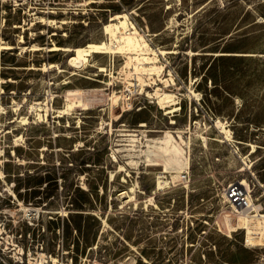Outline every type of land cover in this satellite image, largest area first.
Returning a JSON list of instances; mask_svg holds the SVG:
<instances>
[{
    "label": "rangeland",
    "instance_id": "obj_1",
    "mask_svg": "<svg viewBox=\"0 0 264 264\" xmlns=\"http://www.w3.org/2000/svg\"><path fill=\"white\" fill-rule=\"evenodd\" d=\"M127 15L154 50L182 41L160 77L52 51L103 45ZM0 48V264H264L223 196L245 180L264 207V0H0ZM167 132L190 182L158 189L165 159L143 151Z\"/></svg>",
    "mask_w": 264,
    "mask_h": 264
},
{
    "label": "bare ground",
    "instance_id": "obj_2",
    "mask_svg": "<svg viewBox=\"0 0 264 264\" xmlns=\"http://www.w3.org/2000/svg\"><path fill=\"white\" fill-rule=\"evenodd\" d=\"M148 32H149V34L142 35L140 33V31L138 30V28L132 22L129 21V16L127 15L124 18H119L116 21L111 22L104 27L103 33L106 37V39H105L106 43H104L103 45L79 46L75 49H72L71 47H63V48L61 47L60 48V47L54 46L52 51H63L66 53H68L70 51L74 52L75 57H72V59H70L69 64L71 66L76 67V68L83 67L82 57L85 56L86 54H90L93 56L94 55H105L107 58H109V62H111L113 60V58H115V55L118 53H124L126 55L131 54L134 57L135 67L137 68V70L140 69L141 71H143L149 75H157L160 77V73L163 70L164 65L160 62L159 56H165L166 57L167 55L177 54V51L175 50V48L178 47V44L181 43L182 41H179V40L176 41L175 40L174 43L170 44L171 46L174 47V50L173 49L166 50L163 48L164 46L163 47L159 46L156 50H154L151 48V44H150V41H152L153 39H150L147 37L148 36H157V35H152L150 30H148ZM34 48L38 49L36 47H34ZM224 54L225 55H235V56H239V57L240 56H247V54H243V53H221V55H224ZM189 55L198 56L199 53L189 52ZM193 82H194V80L191 79V87L189 90L190 91L189 96H196L197 97V94L192 89ZM139 91H140V89H139ZM131 93H133V90H131ZM128 97H129V95H126V99H128ZM113 104L115 105L114 99H113ZM32 107L35 108L34 105H32ZM74 107L75 106L73 105V103H70V102L66 103L64 109L59 111L58 116L61 117L62 114H67V113L69 114V112L71 110H73ZM23 119H25V118L23 117ZM23 123H26V122L24 121ZM214 127L216 129H218L221 134H225L226 142H225V140L223 142L227 143V141H228V142H231L234 144V142L236 140L234 141V139L231 135L232 131L228 130L227 127L225 126V124L220 119H217L215 121ZM128 135H130V134H128ZM123 136H124V134H123ZM182 141H184V140H182ZM216 141H218V143L220 142L219 140H215L214 142H216ZM204 142L206 143V141H204ZM242 143H243V141H241L240 144H242ZM244 145H246V144H244ZM248 145L253 148L252 149L253 152L256 151L255 145H252V144H248ZM143 152L145 153L146 158L149 162L151 161V157L153 155L161 156L165 159V170L164 171L161 170L162 172H160L156 176V179H157L156 181H157L158 187H159V188L157 187L158 189H163V188H165L166 185L168 186V181L165 180V179H167L166 174L171 173L169 175H172V178H177L180 176L182 169L184 167H186L189 163V161H188L189 158L185 159L184 150L181 148V145L177 142V139L175 138V136H173L169 132L166 133L164 139L159 141V145L155 144L153 146H149V148ZM116 162H118V161H116ZM132 162H135V161H132ZM243 164H245V162ZM153 165L155 166L156 164L154 163ZM119 171L125 172L127 170L121 165ZM127 176L129 177L130 174H127ZM110 177H111V175H110ZM123 181L127 182V179L124 178ZM242 183L247 184L245 180ZM133 186L135 187V185H133ZM131 190L135 191L133 188ZM124 196H125V194H124ZM132 200H134V199H132ZM22 206H24V205H22ZM154 206H155V204H154ZM254 207L256 208V210H258L257 205L254 204ZM22 210L24 211L25 219L30 221L31 225L33 224V221L37 219V216L40 215V211L36 208L32 209V208H24L23 207ZM104 223H105V225L108 224L105 220H104ZM239 225L241 226L242 229H245L247 231L246 232L247 233L246 238H247L248 245H251V246H254V245L257 246V245H262V244L264 245V215L260 216V213H257L254 217H249V216L243 217L240 219ZM234 230H236V229H234ZM2 235H3V231L0 228V240L3 239V238H1ZM0 243H1V241H0ZM44 256L45 255L43 254L42 255L43 260H42L41 264H44L43 263V261L45 260Z\"/></svg>",
    "mask_w": 264,
    "mask_h": 264
},
{
    "label": "built area",
    "instance_id": "obj_3",
    "mask_svg": "<svg viewBox=\"0 0 264 264\" xmlns=\"http://www.w3.org/2000/svg\"><path fill=\"white\" fill-rule=\"evenodd\" d=\"M181 183H189L188 172L182 174L179 178ZM243 181H235L230 183L224 190L223 196L225 202L229 205L235 215L254 217L257 213L264 215V207L256 204L249 184H243ZM257 205L258 210L254 207ZM252 221V220H251Z\"/></svg>",
    "mask_w": 264,
    "mask_h": 264
}]
</instances>
